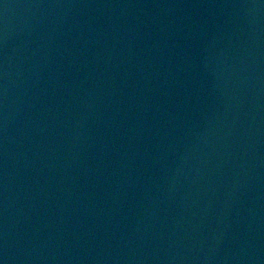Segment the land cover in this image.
Wrapping results in <instances>:
<instances>
[{
	"label": "water",
	"instance_id": "95a60500",
	"mask_svg": "<svg viewBox=\"0 0 264 264\" xmlns=\"http://www.w3.org/2000/svg\"><path fill=\"white\" fill-rule=\"evenodd\" d=\"M0 264H264V0H0Z\"/></svg>",
	"mask_w": 264,
	"mask_h": 264
}]
</instances>
